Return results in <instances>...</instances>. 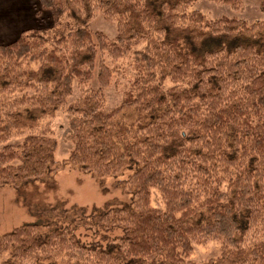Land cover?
I'll list each match as a JSON object with an SVG mask.
<instances>
[{"label":"trees","instance_id":"1","mask_svg":"<svg viewBox=\"0 0 264 264\" xmlns=\"http://www.w3.org/2000/svg\"><path fill=\"white\" fill-rule=\"evenodd\" d=\"M195 1L38 0L53 28L0 44V187L21 194L64 166L47 121L63 108L68 164L100 180L137 167L120 182L129 204L45 210L69 224L0 234V264H195L209 241L220 256L203 264H264V21L212 20L187 11ZM97 14L113 38L89 29ZM105 59L130 71L111 110L103 91L119 71ZM77 228L121 235L86 244Z\"/></svg>","mask_w":264,"mask_h":264},{"label":"rangeland","instance_id":"2","mask_svg":"<svg viewBox=\"0 0 264 264\" xmlns=\"http://www.w3.org/2000/svg\"><path fill=\"white\" fill-rule=\"evenodd\" d=\"M194 10L212 20L221 17L238 18L248 24L264 21V0H241L236 8L209 0H196L187 11ZM53 24L50 12L41 9L38 0H0V44L15 40L23 30H51ZM88 27L92 31L103 32L108 38L115 36V24L104 20L100 14L90 19ZM127 61L113 63L105 59L106 65L119 71L114 74L111 85L103 91L106 110L118 106L128 88L127 77H130V71L126 66ZM84 89H97L96 81H91ZM81 93L74 83L73 94L67 100V105L75 101ZM47 121L50 125L49 135L57 143L55 161L64 163V166L54 173L47 174L42 180L22 185L21 194L11 186L0 187V234L36 221H41L44 225L54 222L61 228L67 226L69 223L63 218L44 213L54 206L63 209L75 206L84 208L86 214H90L93 209L119 208L131 202V196L123 192L120 182L128 179L136 170L135 165L125 169L115 178L100 180L86 174L67 163L72 145L66 137L68 116L65 108L56 111L54 117L48 118ZM21 140L14 139L12 144H18ZM151 204L157 208L162 207L156 192H152ZM74 234L86 244L100 242L104 245L108 240L120 236L121 231L114 229L93 234L83 228H77ZM220 251V244L216 241L193 245L189 260L195 264H203L219 258Z\"/></svg>","mask_w":264,"mask_h":264}]
</instances>
